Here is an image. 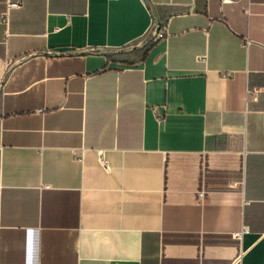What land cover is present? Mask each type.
<instances>
[{
    "label": "crops",
    "instance_id": "1",
    "mask_svg": "<svg viewBox=\"0 0 264 264\" xmlns=\"http://www.w3.org/2000/svg\"><path fill=\"white\" fill-rule=\"evenodd\" d=\"M0 264H264V0H0Z\"/></svg>",
    "mask_w": 264,
    "mask_h": 264
},
{
    "label": "built area",
    "instance_id": "2",
    "mask_svg": "<svg viewBox=\"0 0 264 264\" xmlns=\"http://www.w3.org/2000/svg\"><path fill=\"white\" fill-rule=\"evenodd\" d=\"M12 5L17 6L19 4L18 3H13ZM167 35H168V28H167V26H165V25L161 26L159 28V30H158V38L159 39H162V38H165ZM249 41H250L249 39H246V45L249 44ZM247 229H248V227L247 226H244V230H247Z\"/></svg>",
    "mask_w": 264,
    "mask_h": 264
}]
</instances>
